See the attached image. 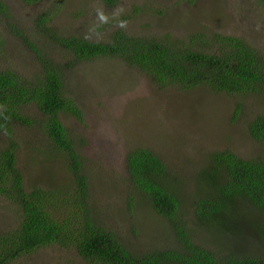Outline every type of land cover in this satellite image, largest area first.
<instances>
[{
  "label": "rangeland",
  "instance_id": "374dc122",
  "mask_svg": "<svg viewBox=\"0 0 264 264\" xmlns=\"http://www.w3.org/2000/svg\"><path fill=\"white\" fill-rule=\"evenodd\" d=\"M1 1L8 13L0 14V71L13 69L31 79L40 73L42 61H48L60 68L62 94L80 111V118L61 115L60 120L80 156L81 173L88 178L94 221L136 253L178 245L174 226L154 214L146 197L126 178L125 154L136 147L146 148L171 174L167 185L179 203L176 224L196 244L221 257L264 255V244L249 233L258 223H254L258 218L252 210L234 204L231 213L235 214L225 229V247L218 243L219 226L210 229L200 214V204L210 189L204 172L214 151L229 150L242 159L264 162V140L255 141L248 134L249 124L264 116V93L229 96L205 89L159 88L118 58L78 61L52 42L39 53L45 38L34 32L32 22L49 10L47 25L65 35L102 42L120 27L132 36L168 39L165 44L177 42L176 47L195 39L205 45V54L229 50L230 39H238L264 59V0H118L113 8L104 7L99 0H42L34 5ZM16 32L29 43L11 35ZM238 104L240 111L235 114ZM23 114L34 124L26 127L10 122L0 132V152L13 151L24 187L46 190L56 220L71 228L81 222L83 213L69 189L74 176L68 172L64 156L50 146L39 128L36 110L28 107ZM16 221L15 208L0 195V234L15 229ZM5 264L85 263L75 249L53 245Z\"/></svg>",
  "mask_w": 264,
  "mask_h": 264
},
{
  "label": "trees",
  "instance_id": "16d2710c",
  "mask_svg": "<svg viewBox=\"0 0 264 264\" xmlns=\"http://www.w3.org/2000/svg\"><path fill=\"white\" fill-rule=\"evenodd\" d=\"M21 1L34 5L42 0ZM99 1L106 8L116 7L118 3V0ZM7 13L6 3L0 0V14L6 16ZM49 21V10L32 20L34 32L45 38L39 53L45 52L52 42L78 61L118 58L139 69L159 88L205 89L229 96L264 93V59L238 39H230L229 50L205 54V45L197 44L195 39L176 47L173 45L177 42L165 44L168 39L132 36L117 27L104 41L95 42L51 29L47 25ZM11 35L22 43H29L19 32ZM42 62L40 73L31 79L22 78L13 69L0 71V132L10 122L32 126L34 120L25 117L23 110L28 107L36 110L39 128L50 146L64 156L68 172L74 176L69 189L76 195L77 207L82 208V220L71 228L59 223L55 218L56 210L49 202V193L37 186L31 190L24 187L15 167V155L6 148L0 152V195L15 208L17 221L15 229L0 234V264L53 245L75 249L85 264H264V255L252 258L227 254L221 257L196 244L176 224L179 203L167 185V181L172 180L171 174L146 148L136 147L125 154L126 178L146 197L151 211L174 226L178 245L168 250L136 253L122 245L114 232L94 221L89 209L88 178L81 173L80 156L60 120L61 115L80 118L81 114L74 101L62 94L60 68L46 60ZM240 107L236 106L235 114ZM248 134L255 141L264 140V116H257L249 124ZM204 177L210 189L200 204V214L210 223V229L219 226V245L228 244L225 229L235 214L231 209L236 202L240 209L252 210L251 214L257 215L254 223H258L252 227L256 233H251L253 230L249 233L256 242L264 244V162L242 159L229 150L214 151Z\"/></svg>",
  "mask_w": 264,
  "mask_h": 264
}]
</instances>
